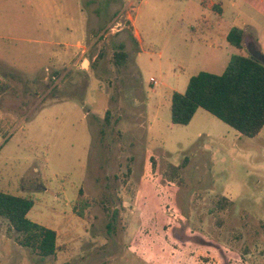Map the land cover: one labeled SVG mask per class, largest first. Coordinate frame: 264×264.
I'll use <instances>...</instances> for the list:
<instances>
[{"label": "rangeland", "instance_id": "obj_1", "mask_svg": "<svg viewBox=\"0 0 264 264\" xmlns=\"http://www.w3.org/2000/svg\"><path fill=\"white\" fill-rule=\"evenodd\" d=\"M232 27L264 46V0H0V190L58 246L41 258L0 217V264H264V127L170 118L238 53Z\"/></svg>", "mask_w": 264, "mask_h": 264}, {"label": "trees", "instance_id": "obj_2", "mask_svg": "<svg viewBox=\"0 0 264 264\" xmlns=\"http://www.w3.org/2000/svg\"><path fill=\"white\" fill-rule=\"evenodd\" d=\"M219 4V3H218ZM220 6L217 10L220 11ZM226 40L239 50L243 49L244 32L238 27L229 29ZM257 46V45H256ZM115 53L120 63L126 56L124 45ZM263 53V52H262ZM264 55V54H263ZM8 88L0 87V92ZM198 108L232 127L239 134L254 138L264 127V64L249 52L232 54L221 74L200 71L190 76L183 93L171 94L170 118L173 125H187ZM187 158L180 165H170L172 178L179 177ZM79 196L82 195L80 188ZM226 201L227 199H223ZM86 201L75 212L82 217ZM34 205L31 198L0 190V217L7 220L9 230L15 231V241L43 258L54 255L57 250V233L54 229L28 218ZM223 207V204H220ZM108 223V227H110Z\"/></svg>", "mask_w": 264, "mask_h": 264}, {"label": "water", "instance_id": "obj_3", "mask_svg": "<svg viewBox=\"0 0 264 264\" xmlns=\"http://www.w3.org/2000/svg\"><path fill=\"white\" fill-rule=\"evenodd\" d=\"M247 49L252 57L260 60L264 64V55L258 46H256L254 43H251L249 46H247Z\"/></svg>", "mask_w": 264, "mask_h": 264}, {"label": "crops", "instance_id": "obj_4", "mask_svg": "<svg viewBox=\"0 0 264 264\" xmlns=\"http://www.w3.org/2000/svg\"><path fill=\"white\" fill-rule=\"evenodd\" d=\"M213 4H214V3H212V5H211L212 7H213ZM220 8H221V6H220ZM221 10H222V9H220V11H221ZM243 32H244V42H245V40H246V38H247L246 35H245V34H246V31H243ZM249 33L253 36V39L256 41V43L259 45L258 47H259V48L262 50V52H263V50H264V46L261 45V44L258 42V40L256 39L255 35H254L252 32L249 31ZM226 35H227V34H226ZM255 41H254V42H255ZM243 45H244V44H243ZM217 47H218V46H217ZM236 49H237V48H236ZM237 51L240 52L239 49H237ZM227 63H228V62H227Z\"/></svg>", "mask_w": 264, "mask_h": 264}, {"label": "built area", "instance_id": "obj_5", "mask_svg": "<svg viewBox=\"0 0 264 264\" xmlns=\"http://www.w3.org/2000/svg\"><path fill=\"white\" fill-rule=\"evenodd\" d=\"M150 81H151L153 84H156V83H157L156 79L153 78V77L150 79Z\"/></svg>", "mask_w": 264, "mask_h": 264}, {"label": "flooded vegetation", "instance_id": "obj_6", "mask_svg": "<svg viewBox=\"0 0 264 264\" xmlns=\"http://www.w3.org/2000/svg\"><path fill=\"white\" fill-rule=\"evenodd\" d=\"M247 42V46H249L251 43H248V41H246Z\"/></svg>", "mask_w": 264, "mask_h": 264}]
</instances>
